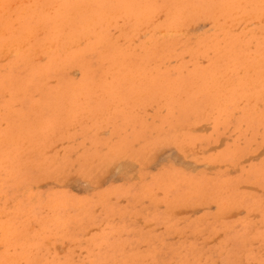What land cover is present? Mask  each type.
<instances>
[{
	"label": "rangeland",
	"instance_id": "374dc122",
	"mask_svg": "<svg viewBox=\"0 0 264 264\" xmlns=\"http://www.w3.org/2000/svg\"><path fill=\"white\" fill-rule=\"evenodd\" d=\"M263 13L0 0V264H264Z\"/></svg>",
	"mask_w": 264,
	"mask_h": 264
},
{
	"label": "bare ground",
	"instance_id": "6f19581e",
	"mask_svg": "<svg viewBox=\"0 0 264 264\" xmlns=\"http://www.w3.org/2000/svg\"><path fill=\"white\" fill-rule=\"evenodd\" d=\"M11 8H12V7H11ZM171 10H172V9H171ZM171 10H170V11H171ZM162 12H163V11H162ZM235 13H236V12H235ZM117 14H118V13H117ZM237 14H238V13H237ZM263 14H264V13H263ZM168 16H169V15H168ZM161 17H162V15L160 16V18H161ZM169 18H170V17H169ZM171 18H172V17H171ZM94 20H95V19H94ZM158 20H159V19H158ZM158 20H157V21H158ZM160 20H161V19H160ZM248 20H249V19H248ZM261 20H262V19H261ZM157 21H155V23H156ZM244 21H245V20H244ZM130 22H131V21H130ZM227 23H228V22H227ZM261 23H262V22H261ZM205 25H208V24H205ZM225 27H226V26H225ZM231 27H232V26H231ZM247 27H249V26L247 25ZM191 28H192V26H191ZM226 28H227V27H226ZM233 28H234V27H233ZM143 29H144V28H143ZM147 29H148V28H147ZM147 29H146V30H147ZM229 29H231V28H229ZM244 29H246V27H245ZM120 30H121V29H120ZM123 30H124V29H123ZM216 30H217V29H216ZM141 31H142V30H141ZM141 31H140V32H141ZM158 31H159V30H158ZM160 31H161V30H160ZM160 31H159V34L161 33ZM163 31H164V30H163ZM163 31H162V32H163ZM191 31H192V29L189 30V31H187V34H188V32H191ZM121 32H122V30H121ZM124 32H126V31L124 30ZM130 32H131V31H130ZM130 32H129V33H130ZM149 32H151V31H149ZM149 32H148V33H149ZM169 32H170V31H169ZM182 32H183V31H181V33H182ZM129 33H128V34H129ZM163 33H164V32H163ZM4 34H5V33H4ZM155 34H156V33H155ZM164 34H165V36H166V33H164ZM167 34H168V33H167ZM177 34H178V33H177ZM187 34H186V35H187ZM248 34H249V33H248ZM113 35H114V34H113ZM170 35H171V34H170ZM201 35H202V34H201ZM143 36L145 37L146 34L144 33ZM140 37H141V35H140ZM195 37H196V35H195ZM240 38H241V37H240ZM84 41H85V40H84ZM120 41H122V40H120ZM146 43H147V42H146ZM46 45H48V44H46ZM52 46H53V45H52ZM19 48H20V47H19ZM52 48H53V47H51V49H52ZM5 51H6V50H5ZM36 51H38V50H36ZM10 52H11V50H10ZM2 53H4V51H3ZM2 53H1V54H2ZM37 53H38V52H37ZM10 55H11V54H10ZM10 55H8V57H9ZM40 58H41V57H40ZM185 58H187V57H185ZM199 60H200V59H199ZM161 68H162V67H161ZM73 74H74V72L72 73V75H73ZM75 74H77V73L75 72ZM240 74H241V72H240ZM224 76H225V75H224ZM226 77H227V76H226ZM227 78H228V77H227ZM219 79H220V78H219ZM240 105H241V104H240ZM259 106H260V105H259ZM261 106H262V105H261ZM201 127H202V126H201ZM175 152H176V151H175ZM173 153H174V152H173ZM173 153H172V154H173ZM162 156H164V155H162ZM175 156H176V155H175ZM181 159H182V158H181ZM165 161H166V160H165ZM186 162H187V161H186ZM121 163H122V165H123V162H121ZM124 163H125V162H124ZM119 164H120V163H119ZM128 164H130V163H128ZM122 165H120L121 168H124ZM134 165H135V164H134ZM127 166H128V165H127ZM186 166H187V165H186ZM186 166H185V167H186ZM192 166H193V165H192ZM201 166H202V165H201ZM205 166H206V165H205ZM117 167H118V166H117ZM128 167H129V166H128ZM130 167L132 168V166H130ZM188 167H189V166H188ZM194 167H195V166H194ZM202 167H204V165H203ZM111 168H112V167H111ZM121 168H120V170H122ZM125 168H126V167H125ZM198 168H199V167H198ZM209 168H210V167H209ZM118 169H119V167H118ZM118 169H117V170H118ZM124 170H125V169H124ZM129 170H130V168H129ZM134 170H135V169H134ZM121 172H122V171H121ZM134 177H135V176H134ZM134 177H133V179H134ZM69 181H71V178H70ZM69 181H67V182H69ZM102 181H103V180H102ZM67 182H66V183H67ZM79 182H80V181H79ZM66 185H67V184H66ZM26 193H27V192H25V194H26ZM16 197H18V196H16ZM10 203H11V202H10ZM10 203H9V204H10ZM9 204H8V205H9ZM197 206H199V205H197ZM6 207H7V206H6ZM31 229H32V228H31ZM31 229H29V230H31ZM8 230H9V229H8ZM48 244H49V243H48Z\"/></svg>",
	"mask_w": 264,
	"mask_h": 264
}]
</instances>
